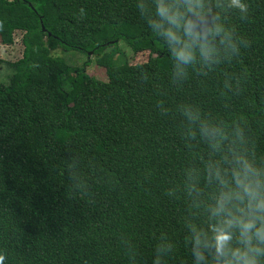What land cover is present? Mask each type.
<instances>
[{
    "label": "trees",
    "instance_id": "1",
    "mask_svg": "<svg viewBox=\"0 0 264 264\" xmlns=\"http://www.w3.org/2000/svg\"><path fill=\"white\" fill-rule=\"evenodd\" d=\"M137 3L0 0V44L20 33L23 48L0 82L4 264H153L168 242L162 264H191L182 177L207 150L186 111L239 128L264 161V0L246 14L204 0L205 23L219 17L229 38L214 63L182 70ZM120 43L155 57L130 65ZM58 50L92 57L106 80Z\"/></svg>",
    "mask_w": 264,
    "mask_h": 264
},
{
    "label": "clouds",
    "instance_id": "2",
    "mask_svg": "<svg viewBox=\"0 0 264 264\" xmlns=\"http://www.w3.org/2000/svg\"><path fill=\"white\" fill-rule=\"evenodd\" d=\"M227 7L246 14V0H227ZM150 29L166 44L178 70L198 60L214 63L218 44L228 34L217 22L205 23L204 0H138ZM231 46V45H229ZM185 117L190 136L206 146V155L183 172L182 189L192 209L185 221V244L191 264H264V161L245 147L239 128L203 119L195 111ZM74 164L69 175L75 181ZM174 252L171 242L156 250L153 264ZM5 256L0 254V264Z\"/></svg>",
    "mask_w": 264,
    "mask_h": 264
},
{
    "label": "rangeland",
    "instance_id": "3",
    "mask_svg": "<svg viewBox=\"0 0 264 264\" xmlns=\"http://www.w3.org/2000/svg\"><path fill=\"white\" fill-rule=\"evenodd\" d=\"M20 38L21 34L16 33L14 35V43L11 46H3L0 44V60L5 62L1 71L2 78H0V82L2 83L6 82L10 75L8 64L15 63L22 58L23 48L20 43ZM118 49L123 54L124 59L130 65L142 64L145 63L150 57H155L149 55L148 52L133 54L130 49L122 43L118 45ZM52 54L54 57L62 58L68 65L72 66L73 69L81 68L87 60H90V63H88V66L85 68V72L89 76L98 80H106L104 69L97 67L93 63L92 57L88 59L85 55H82L78 52H61V50L53 52Z\"/></svg>",
    "mask_w": 264,
    "mask_h": 264
}]
</instances>
